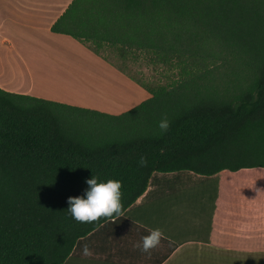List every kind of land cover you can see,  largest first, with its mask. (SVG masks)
Listing matches in <instances>:
<instances>
[{"label":"trees","instance_id":"16d2710c","mask_svg":"<svg viewBox=\"0 0 264 264\" xmlns=\"http://www.w3.org/2000/svg\"><path fill=\"white\" fill-rule=\"evenodd\" d=\"M52 32L180 77L120 115L0 89V264H64L118 218L67 212L92 175L122 181L123 215L155 173L264 168V0H74Z\"/></svg>","mask_w":264,"mask_h":264},{"label":"crops","instance_id":"0c3cea01","mask_svg":"<svg viewBox=\"0 0 264 264\" xmlns=\"http://www.w3.org/2000/svg\"><path fill=\"white\" fill-rule=\"evenodd\" d=\"M73 1L0 0V53L20 61L14 70L0 59V89L119 115L69 95L43 94L48 87L77 84L81 56L114 71L90 44L52 32ZM16 71L24 76L22 88L4 76ZM127 85L146 100L138 86ZM155 228L163 232L161 242L144 253L136 245ZM84 244L91 256L82 255ZM64 264H264V168L213 177L155 173L145 194L123 215L81 239Z\"/></svg>","mask_w":264,"mask_h":264},{"label":"rangeland","instance_id":"374dc122","mask_svg":"<svg viewBox=\"0 0 264 264\" xmlns=\"http://www.w3.org/2000/svg\"><path fill=\"white\" fill-rule=\"evenodd\" d=\"M0 52H2L1 49ZM93 52L97 53L94 48ZM98 53L114 71H109L101 65L96 64L94 60L81 56L80 61L82 64L79 65L83 69L76 72V74H79L77 75L79 76V78L77 77V84L68 83L62 87H48L46 91L48 93L43 94L49 96H59L57 94H60L61 97L69 95L72 98H69L71 100H86L93 104H98L103 108L114 109L113 113L120 115L145 101L141 96L133 95L132 90H130L131 87L127 85L128 81L132 88L138 86L142 92L146 93V97L149 98L148 89L158 86H169L180 77L177 68L156 64L146 55L122 59L116 49L108 47ZM1 58L4 61H2L3 66H11L14 70L18 69V65L20 64L18 59L3 53H0ZM21 74V71H16V73L7 72L4 76L13 79L16 88H22L21 84H24V76ZM135 89L137 90V88Z\"/></svg>","mask_w":264,"mask_h":264},{"label":"clouds","instance_id":"9594fccd","mask_svg":"<svg viewBox=\"0 0 264 264\" xmlns=\"http://www.w3.org/2000/svg\"><path fill=\"white\" fill-rule=\"evenodd\" d=\"M158 127L162 131H167L169 121L161 119ZM141 164L145 163L143 159ZM87 188L80 196L68 197L67 212L71 217L81 223L97 222L101 217L111 219L113 216L119 217L122 212V181L115 179L100 180L97 176L85 180ZM163 237V232L159 228L152 229L143 236L141 242L136 246L144 253L157 247ZM82 255L91 256V250L87 244L82 247Z\"/></svg>","mask_w":264,"mask_h":264}]
</instances>
